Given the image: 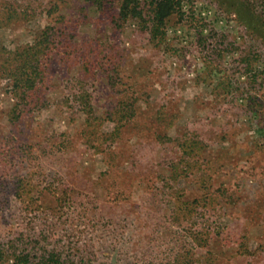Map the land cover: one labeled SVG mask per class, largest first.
<instances>
[{
    "label": "rangeland",
    "instance_id": "1",
    "mask_svg": "<svg viewBox=\"0 0 264 264\" xmlns=\"http://www.w3.org/2000/svg\"><path fill=\"white\" fill-rule=\"evenodd\" d=\"M0 0V264H264V0Z\"/></svg>",
    "mask_w": 264,
    "mask_h": 264
},
{
    "label": "trees",
    "instance_id": "2",
    "mask_svg": "<svg viewBox=\"0 0 264 264\" xmlns=\"http://www.w3.org/2000/svg\"><path fill=\"white\" fill-rule=\"evenodd\" d=\"M89 2L91 6H95L97 10L101 9L104 3L111 0H85ZM247 2H249L247 0ZM182 0H149V8L152 11L153 21V35L160 33L164 29L167 18L177 11ZM119 9H121L122 15L132 16L135 18H141L142 8H140V0H119ZM156 36V35H155ZM33 250L23 249L18 250L15 255V260L12 264H68L65 260H62L60 255L56 252H50L46 256L39 255L37 260H32L31 254ZM71 264V263H69ZM85 264V263H82Z\"/></svg>",
    "mask_w": 264,
    "mask_h": 264
}]
</instances>
